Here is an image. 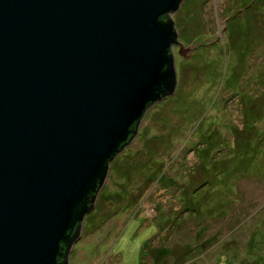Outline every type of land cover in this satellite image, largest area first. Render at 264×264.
Here are the masks:
<instances>
[{"label":"water","instance_id":"obj_1","mask_svg":"<svg viewBox=\"0 0 264 264\" xmlns=\"http://www.w3.org/2000/svg\"><path fill=\"white\" fill-rule=\"evenodd\" d=\"M182 1L0 0V264H70L110 163L176 92Z\"/></svg>","mask_w":264,"mask_h":264},{"label":"rangeland","instance_id":"obj_2","mask_svg":"<svg viewBox=\"0 0 264 264\" xmlns=\"http://www.w3.org/2000/svg\"><path fill=\"white\" fill-rule=\"evenodd\" d=\"M176 92L110 163L70 264H264V0H183Z\"/></svg>","mask_w":264,"mask_h":264},{"label":"trees","instance_id":"obj_3","mask_svg":"<svg viewBox=\"0 0 264 264\" xmlns=\"http://www.w3.org/2000/svg\"><path fill=\"white\" fill-rule=\"evenodd\" d=\"M166 18V17H163V19Z\"/></svg>","mask_w":264,"mask_h":264},{"label":"bare ground","instance_id":"obj_4","mask_svg":"<svg viewBox=\"0 0 264 264\" xmlns=\"http://www.w3.org/2000/svg\"><path fill=\"white\" fill-rule=\"evenodd\" d=\"M190 50H191V49H190ZM190 50H189V51H190Z\"/></svg>","mask_w":264,"mask_h":264}]
</instances>
